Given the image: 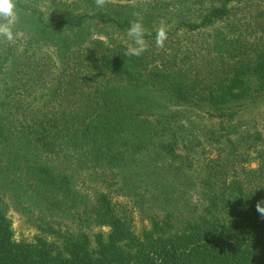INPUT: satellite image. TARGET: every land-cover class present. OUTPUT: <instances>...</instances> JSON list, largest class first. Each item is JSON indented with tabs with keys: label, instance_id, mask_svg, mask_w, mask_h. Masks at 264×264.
Listing matches in <instances>:
<instances>
[{
	"label": "trees",
	"instance_id": "trees-1",
	"mask_svg": "<svg viewBox=\"0 0 264 264\" xmlns=\"http://www.w3.org/2000/svg\"><path fill=\"white\" fill-rule=\"evenodd\" d=\"M44 1L0 37V264H264V0Z\"/></svg>",
	"mask_w": 264,
	"mask_h": 264
},
{
	"label": "rangeland",
	"instance_id": "rangeland-1",
	"mask_svg": "<svg viewBox=\"0 0 264 264\" xmlns=\"http://www.w3.org/2000/svg\"><path fill=\"white\" fill-rule=\"evenodd\" d=\"M66 2L67 3V7L68 9H71L72 12L76 11V12H82V11H89V12H94V11H99V8H97L96 5L94 6H88L86 5V0H50L47 2V4H52L55 2ZM94 2V0H92ZM144 1V0H141ZM149 1V0H146ZM163 1V5L162 6H166V5H170L171 0H161ZM183 3H188V0H182ZM192 1V0H191ZM131 2L132 5H136L135 3H137V0H108L106 5H110L113 7H116L117 5H121L124 3H129ZM199 5H195V4H191L192 8H197ZM40 7L45 10L46 12L48 11V6L46 5V0L44 2L41 3ZM190 7V8H191ZM118 8V7H117ZM205 9V7L202 8V11ZM53 9H51L50 11H52ZM110 12V11H109ZM164 12V11H163ZM112 13V12H111ZM198 13V12H197ZM162 15V13H160ZM46 16L48 17V14H46ZM200 17V16H199ZM196 18V19H199ZM16 22L21 26L22 29L19 30V35H21L22 33H24L26 30H28L30 28V23H31V19L23 14V15H17L16 18ZM159 24H165L167 26V28H170L173 23L168 22L166 19H163L159 22ZM89 27V26H88ZM90 32L92 35L96 36L94 37L95 39L103 36L106 37V33H110L111 36L113 38L116 39H120L123 42L127 43V44H132L131 39L127 36V33H121L119 31H117L114 27H107L104 26L102 23H97L95 21L90 23ZM42 51V50H40ZM12 219L14 221V227L16 230V237L17 238H21V237H26L28 239H32L33 236L36 233V230L34 229H30L28 228L26 225H23L18 214L12 212L11 213ZM138 226H140L138 224Z\"/></svg>",
	"mask_w": 264,
	"mask_h": 264
},
{
	"label": "clouds",
	"instance_id": "clouds-1",
	"mask_svg": "<svg viewBox=\"0 0 264 264\" xmlns=\"http://www.w3.org/2000/svg\"><path fill=\"white\" fill-rule=\"evenodd\" d=\"M108 0H94L98 8L106 6ZM17 18L15 0H0V37L7 41L14 40L13 27ZM145 28L143 24L137 20L130 22V27L127 29V36L132 41V46H129L124 55L129 57H139L148 50V44L145 40ZM167 30L165 27H160L157 30L155 44L157 48H163L167 40ZM256 211L261 219H264V198L257 201L255 205Z\"/></svg>",
	"mask_w": 264,
	"mask_h": 264
}]
</instances>
